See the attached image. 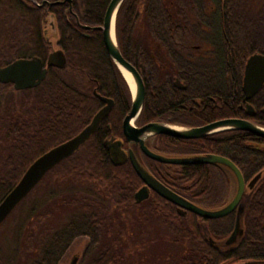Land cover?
I'll list each match as a JSON object with an SVG mask.
<instances>
[{"label":"trees","instance_id":"16d2710c","mask_svg":"<svg viewBox=\"0 0 264 264\" xmlns=\"http://www.w3.org/2000/svg\"><path fill=\"white\" fill-rule=\"evenodd\" d=\"M93 1L95 11L100 12L94 21L103 24L111 0ZM221 1L248 0L122 3L116 21L121 52L127 59L136 63L141 59L153 69L146 79V99L138 123L166 121L172 116L166 122L200 126L239 117L264 126V114L253 118L227 96L234 81L231 73L228 79L225 73L217 72L216 51L209 52L211 57L206 62H191L189 76L159 70L151 57L153 51L161 55L156 44L159 42L164 57H170V65H181L180 51L204 40L199 24L210 25L207 18L217 17L215 5ZM14 5L25 20L15 24L13 39L0 38V66L21 57L38 56L46 61L52 44L41 34L38 10L27 8L21 0H15ZM239 9L247 11L245 7ZM243 26L248 28L250 24ZM211 27L208 40L215 42L216 24ZM70 32L73 35L69 39L64 36L59 42L67 52L66 67H50L45 80L33 88L17 90L12 84L0 83V203L39 156L92 121L104 105L95 92L115 99L116 106L99 129L73 155L53 167L0 226L21 212L14 228L15 252L8 263L60 264L77 238L88 234L91 244L86 264H129L145 238L139 229L144 222L153 221L165 236L171 237L167 244L177 250L176 264H264V137L234 129L195 139L159 134L149 143L153 150L166 155L213 153L228 157L241 169L247 184L261 173L244 194L243 234L236 243H226L235 227L236 211L216 219L190 211L183 214L178 205L155 191L138 202L135 194L144 181L129 159L114 161L108 148L113 136H123V118L132 103L129 85L109 56L101 31L86 38L63 27V34ZM242 73L240 70V104ZM174 75L184 80L186 90L173 85ZM221 87L226 91L222 92ZM197 99L202 100L201 105L195 103ZM256 106L261 108L264 103ZM140 159L160 181L200 206L219 208L232 195L233 178L218 165L163 163L144 154ZM127 220L133 224L132 231ZM131 234L134 241L128 244L125 235Z\"/></svg>","mask_w":264,"mask_h":264},{"label":"water","instance_id":"95a60500","mask_svg":"<svg viewBox=\"0 0 264 264\" xmlns=\"http://www.w3.org/2000/svg\"><path fill=\"white\" fill-rule=\"evenodd\" d=\"M125 0H111L104 16L102 25L95 27L102 30L103 39L108 54L122 71L123 76L127 80L131 95L132 106L130 112L123 121V131L129 143L139 144L141 150L148 157L170 164H214L227 170L234 181L232 195L229 201L219 208H206L193 203L182 195L178 194L162 181H160L141 161L133 148L129 149L131 163L144 181L135 194L138 202L144 201L150 197V192L155 191L165 199L178 205L180 211L185 214L188 211L193 212L206 219H216L225 217L236 211V223L234 230L227 238L228 245L237 242L240 235L243 234L241 225V217L245 210L243 202L244 194L249 187H253L261 177V173L255 176L249 184H247L241 169L228 157L206 153L196 155L174 156L156 152L149 147L147 141L159 134H165L183 139L203 138L205 136L227 130H247L258 136L264 137V126L253 122L252 120L239 117H228L218 119L200 126H183L166 121L148 122L142 126L136 125V120L141 114L145 99L146 87L142 75L137 68L129 62L122 54L118 44L116 21L119 9ZM114 21V37L112 35V27ZM56 65L65 67L66 57L61 50H57L50 54L48 66ZM123 68L126 69L134 79V88L128 81ZM48 68L40 57L19 58L7 66L0 67V82H12L17 90L33 88L40 85L47 77ZM176 85L184 88V85L176 80ZM264 83V56L261 54L252 55L246 64L244 75V91L246 97L256 93ZM106 105L101 108L93 117L92 121L84 127L79 133L70 139L56 145L41 156H39L26 170L20 181L5 196L0 203V226L5 222L14 209L29 195L42 178L57 164L73 155L92 135L95 133L105 116L111 111L114 100L102 96L96 92ZM248 112L253 113V107L247 105ZM264 112V108L262 110ZM110 144V145H109ZM111 155L114 161H124V155L119 152L117 144L108 143ZM71 264H75V260Z\"/></svg>","mask_w":264,"mask_h":264},{"label":"flooded vegetation","instance_id":"af4514ba","mask_svg":"<svg viewBox=\"0 0 264 264\" xmlns=\"http://www.w3.org/2000/svg\"><path fill=\"white\" fill-rule=\"evenodd\" d=\"M3 1L0 0V38L10 40L13 39L16 35L15 24L22 23V20H25V18L22 19L21 13L17 11L14 5L15 0H3ZM21 1L27 6V8H33L38 10L39 12L38 22L41 25L40 27L41 34L44 39H46L48 42L52 44V49L50 54L57 50H61L66 57V65L68 62L67 52L62 47V45L59 44V42L64 40L63 39L64 36L66 37V39H69V37H71L73 34L71 32L67 34H63L62 33L63 27L71 31L75 30L76 33L79 32L80 35L86 38H91L95 31L102 32V30L95 28L102 24L94 21L95 16L97 17L100 16V12L95 11L94 8L96 7V4H94L93 0H21ZM98 6L101 7V2L98 4ZM215 6L217 7V11H216L217 17L207 18V21L209 22L210 25L208 26L207 24H203L199 22L200 23L199 27L203 31L201 33V36L204 40H202L201 43L200 42L191 43L189 44L188 48H185L184 50L180 51L181 54L180 56L183 58L182 59L183 63L181 65L178 64L170 65L171 63L170 57L169 56L164 57L166 54L163 53L164 49L159 42H156V44L157 47H159L161 50L160 51L161 55H158L156 54L155 51H153L151 57L155 60L156 67L159 70H162L164 72L170 71L172 73H183L184 75L188 74L189 76L191 70L190 67L191 62L193 61H200V63L206 62V58L211 57L209 56V52L213 50L216 51L218 57V59L216 60L217 72L225 73L228 79L231 73L232 80L234 81V85H233L234 87L232 86L230 89H227V91L221 87V91L222 92L226 91L227 96L232 97L234 102L238 103V106L244 108L246 112H248L247 105L250 104L253 107V113L248 112V114L249 116L255 118L259 114H264V112L262 111L264 106H262L261 108H258L256 106V103L257 104L264 103V83L261 89H259L256 93H254L252 96L248 98L246 97V93L244 91L243 85H244L245 68L248 59L254 54H261L264 56V3L262 2L257 3L254 1H247V2L221 1L217 3V5ZM230 7L232 9L228 10ZM240 7L247 8V11L240 10L239 9ZM225 8L227 10H225ZM241 22H243L244 24L245 23L250 24V26L248 28H245L243 26L244 24L243 23L241 24ZM214 23L216 24L215 30L217 32V39L215 42H212L208 39L210 37L211 32L213 31V27L211 26ZM102 37H103V32H102ZM204 49H206V51H204ZM240 53H242L241 58L239 57ZM50 54L47 57L48 59H46V61H43L47 66L48 70L50 67L63 69L64 67H59L56 65L48 66V60ZM34 57H38V56H34ZM21 58H28V57H21ZM127 60L131 62L140 72L146 87V79H148V77H150L151 74L153 73V69L151 65L143 64L141 59H139L137 63L129 59ZM10 63L6 65H2L0 67L7 66ZM206 66L208 65H205L204 67ZM240 70L243 72L242 82H241V92H242L241 104L239 101L240 92L238 88ZM176 80H179L184 85V88L177 86L175 83ZM4 84H12L14 86L12 82L4 83ZM173 85L182 91L187 89L184 80H182L179 76L176 75H174ZM221 86H223L222 80H221ZM113 100H114V105L111 111L116 106V100L115 99ZM194 101L197 105H201L202 103V100L200 99ZM105 105L106 102H104L102 108ZM110 112L106 116H108ZM125 117L123 118V121ZM138 118L136 120L137 126H142L146 124V123L143 124L138 123ZM172 118H173L172 116H169L166 118L167 119L166 121H170ZM122 130H123V122H122ZM113 137H114L113 140L110 141L112 142V144L118 145L119 152L121 154L123 153L124 155V161L128 159L130 160V156H129L130 148H133L140 158L142 154H144L139 144L128 142L124 134V131H123V136H119L117 138H115V136ZM154 138L155 137L148 139L147 141L148 145L150 143V140L151 142L154 141ZM85 238L87 239V242H86V246L84 247V250L81 253H79L80 256L78 254L76 256H73L71 263L73 262V260H75V264H81L82 261L84 260V257L87 258V255L90 254V253L86 254L91 244L90 236L88 234H84L78 237L77 240L85 239ZM71 247L68 249L66 254H68Z\"/></svg>","mask_w":264,"mask_h":264},{"label":"rangeland","instance_id":"374dc122","mask_svg":"<svg viewBox=\"0 0 264 264\" xmlns=\"http://www.w3.org/2000/svg\"><path fill=\"white\" fill-rule=\"evenodd\" d=\"M248 1L264 3V0H248ZM204 51H206V49H204ZM120 72L123 75L121 70ZM20 214L21 212H17L14 218L12 217L11 219H9L0 228V264L11 263V262L8 263V261L14 255L15 247H16L15 233H14L15 222L16 220H18ZM129 224H130L129 221L127 220V225L131 228L132 231L133 224L131 225ZM144 224L145 226L142 229H139L141 232L145 233L144 241L141 244L140 251H137V253L134 252L131 255L132 261L129 264H176L177 262L176 257L178 255L177 250L175 249L171 250V247H169V245L167 244V242L171 241V237L165 236V233L161 232L162 228L153 221H147L144 222ZM136 235L137 238H139L140 235L139 232H136ZM125 236L128 244L133 243L134 241L133 234H131L130 236L128 235ZM86 242H87L86 238L77 240L69 250L68 254L65 255V257L63 258L60 264H71V260L73 256H76L77 254L79 255V253H81L84 250V247L86 246ZM165 244H167L168 249H165V247H163L165 246ZM85 258L86 257H84V260L82 261L81 264H86ZM21 262L28 263L27 259H21Z\"/></svg>","mask_w":264,"mask_h":264},{"label":"bare ground","instance_id":"6f19581e","mask_svg":"<svg viewBox=\"0 0 264 264\" xmlns=\"http://www.w3.org/2000/svg\"><path fill=\"white\" fill-rule=\"evenodd\" d=\"M112 35H113V37H114V21H113V27H112ZM123 71H124V73H125V75H126L128 81H129L130 84L132 85L133 89H135V88H134V79H133L132 75H131L126 69H124V68H123Z\"/></svg>","mask_w":264,"mask_h":264}]
</instances>
